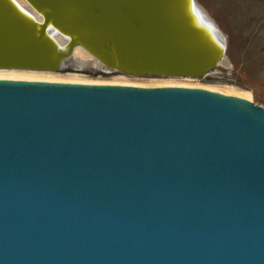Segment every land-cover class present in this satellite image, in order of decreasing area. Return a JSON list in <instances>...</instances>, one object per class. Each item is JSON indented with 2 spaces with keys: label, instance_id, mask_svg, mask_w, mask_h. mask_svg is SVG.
<instances>
[{
  "label": "water",
  "instance_id": "water-1",
  "mask_svg": "<svg viewBox=\"0 0 264 264\" xmlns=\"http://www.w3.org/2000/svg\"><path fill=\"white\" fill-rule=\"evenodd\" d=\"M37 1L53 9L39 28L0 0L1 69L73 59L44 35L59 1ZM89 3L76 6L107 19L113 57L82 47L107 69L196 76L222 59L223 36L197 67L168 60L170 41L149 53L135 0ZM0 264H264V107L195 87L0 79Z\"/></svg>",
  "mask_w": 264,
  "mask_h": 264
},
{
  "label": "bare ground",
  "instance_id": "bare-ground-1",
  "mask_svg": "<svg viewBox=\"0 0 264 264\" xmlns=\"http://www.w3.org/2000/svg\"><path fill=\"white\" fill-rule=\"evenodd\" d=\"M8 1L10 2L8 4L13 7V10L18 18H23L24 20L28 19L32 23H36L38 25L37 28H39V25L42 23L40 16L46 12L53 11V9L51 10L50 7H45L44 5L39 7L38 4L33 3L32 0ZM26 1L32 6V8L27 4ZM39 1L46 4L45 0H38L37 2ZM54 1H59L55 5L51 6L54 8L56 7L57 18L54 20L53 18L50 19L52 22L51 28L47 32L44 31V35L49 37V39L56 46L55 48H67V44L69 43L68 52H71L72 56L78 62L84 64L88 62H95V59L92 57V55L82 47L91 46V43L98 47L96 52L101 54V56L109 54L111 57H113L111 46L108 48V52L106 50L103 51L104 46H102V44L99 42L102 37L111 34V32L109 33L107 31H110V29L105 26L107 19L103 18L102 16H100V19L97 18L98 13L96 12V8L91 9L92 12L90 15H87V11L84 9L85 5H87V7H93V5L89 3L92 0H76V2L75 0ZM77 1L79 3H83L84 8H79L80 6L77 7ZM135 2L140 6V11L136 12V15H138L137 17L141 24L139 30H137V33H135V36H139L142 42V36L140 35L141 28L146 31L145 43L146 45H149L146 46L149 53L156 50H159V53L162 51L168 52L166 45H168V42L170 41L169 49L171 48L173 50H178L179 54L182 56L176 55L170 51L169 55L166 57L168 60L184 65L189 62L191 66L197 67V65L204 64L208 60V54L211 49L212 51H215L217 48L221 47V39L223 37L220 29L214 20H212L207 15V13L199 5H197L195 0H135ZM147 4H149L148 8ZM260 8L262 9V6ZM248 11L255 13L256 8L251 7ZM85 13L89 18L85 16ZM197 13H199V15H197ZM92 19L99 21L98 25H96ZM90 25L95 26L94 29H92ZM113 25L115 24H111L112 28ZM89 28H91L93 32L96 31V34L89 31ZM114 31L118 40L119 36L117 35V30H115V28ZM38 32L39 31L37 30V39L40 38L38 36ZM121 37H123L125 40H129L127 33H121ZM78 41H80L82 45H74ZM84 41H86L87 45L82 43ZM177 43H183L179 45L181 47L180 49L177 47L173 48L172 45ZM93 45L91 47L94 48ZM161 56H163V54H161ZM179 56L184 60L179 58ZM212 56L215 57L214 54ZM222 62H224V58L222 59ZM0 79L73 82L75 84L89 83L75 80H58L49 76H39L29 71L16 70H0ZM180 87L196 86L182 85ZM204 88L223 94L243 96L244 98L251 101L248 94L237 93L235 91L229 90H217L210 87Z\"/></svg>",
  "mask_w": 264,
  "mask_h": 264
},
{
  "label": "rangeland",
  "instance_id": "rangeland-1",
  "mask_svg": "<svg viewBox=\"0 0 264 264\" xmlns=\"http://www.w3.org/2000/svg\"><path fill=\"white\" fill-rule=\"evenodd\" d=\"M195 2L214 20L225 40L222 54L224 62L222 59L216 60L202 74L196 76L131 74L107 69L96 62L80 63L73 56H71L73 59L67 61L62 68L60 66L51 71L34 72L1 68L0 70L29 71L58 80L94 84L139 87L189 85L203 89L210 87L248 94L252 103L264 107V0H195ZM251 7L256 8L255 13L248 11Z\"/></svg>",
  "mask_w": 264,
  "mask_h": 264
},
{
  "label": "snow or ice",
  "instance_id": "snow-or-ice-1",
  "mask_svg": "<svg viewBox=\"0 0 264 264\" xmlns=\"http://www.w3.org/2000/svg\"><path fill=\"white\" fill-rule=\"evenodd\" d=\"M197 15H199V13H197Z\"/></svg>",
  "mask_w": 264,
  "mask_h": 264
}]
</instances>
